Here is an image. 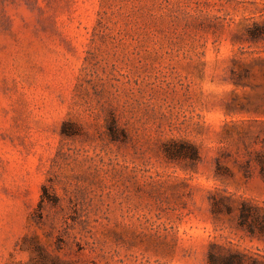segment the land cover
Here are the masks:
<instances>
[{
    "label": "rangeland",
    "instance_id": "rangeland-1",
    "mask_svg": "<svg viewBox=\"0 0 264 264\" xmlns=\"http://www.w3.org/2000/svg\"><path fill=\"white\" fill-rule=\"evenodd\" d=\"M231 254L264 264V0H0V264Z\"/></svg>",
    "mask_w": 264,
    "mask_h": 264
},
{
    "label": "trees",
    "instance_id": "trees-1",
    "mask_svg": "<svg viewBox=\"0 0 264 264\" xmlns=\"http://www.w3.org/2000/svg\"><path fill=\"white\" fill-rule=\"evenodd\" d=\"M248 211L247 209L245 210V208L240 212V220L241 223L244 224L245 221L248 218ZM209 263L210 264H242L241 262V257L237 254H231L229 256H227L226 258H222V261L219 263V261H216L215 258H211L209 259Z\"/></svg>",
    "mask_w": 264,
    "mask_h": 264
}]
</instances>
